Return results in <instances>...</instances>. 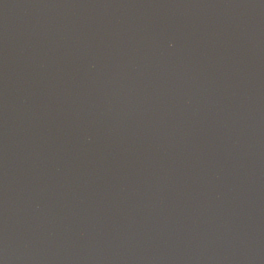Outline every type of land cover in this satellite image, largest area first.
Returning a JSON list of instances; mask_svg holds the SVG:
<instances>
[{
  "label": "water",
  "instance_id": "water-1",
  "mask_svg": "<svg viewBox=\"0 0 264 264\" xmlns=\"http://www.w3.org/2000/svg\"><path fill=\"white\" fill-rule=\"evenodd\" d=\"M0 264H191L0 90Z\"/></svg>",
  "mask_w": 264,
  "mask_h": 264
}]
</instances>
